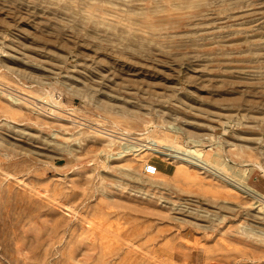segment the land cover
Masks as SVG:
<instances>
[{"label": "rangeland", "instance_id": "1", "mask_svg": "<svg viewBox=\"0 0 264 264\" xmlns=\"http://www.w3.org/2000/svg\"><path fill=\"white\" fill-rule=\"evenodd\" d=\"M0 91V264H264V0H0Z\"/></svg>", "mask_w": 264, "mask_h": 264}, {"label": "bare ground", "instance_id": "2", "mask_svg": "<svg viewBox=\"0 0 264 264\" xmlns=\"http://www.w3.org/2000/svg\"><path fill=\"white\" fill-rule=\"evenodd\" d=\"M99 126H101V125H99ZM98 132L102 133L105 137H107V139H109V141L118 140L117 139L118 135H116V133H120V134L126 133V132L118 131L116 129L115 130H107L105 128L98 129ZM148 136H149L148 140L145 139L146 143H144V144H140V143L134 144V143H131V142H124L123 145H120V150L116 153V155L124 156V155H126L125 154L126 152L131 153V152H134V151H139L140 149L141 150L147 149V150H151L153 152L162 154V155H164L166 157L175 158V159H178L180 161L189 163V164H191L193 166L195 165L196 167H199V168H202V169H205V170H209L211 168V166H212L211 164H214V165H216V166H218L220 168H223V167L227 166V164L224 162V159L222 160V158L218 154V152H214L213 153L214 159L211 160V162H209L208 160L203 159L200 156V148H198V147H195V148L194 147H192V148H184V149L180 150L177 147H175L174 144H172V143H169V142L168 143H162L161 140L152 138L150 134ZM141 139H142V137H141ZM135 141L137 142V140H135ZM109 156L112 157V153L109 154ZM227 168L231 169L232 167L227 166ZM210 173L217 175V173H219V172L214 170V169H211ZM154 175H160V171H157ZM175 175L177 177H181V178L185 179L186 181L202 183V180L200 178H198L197 176L191 174L187 170V168H185V167L184 168L183 167H178L175 170ZM227 185H228V183H227ZM230 185L234 189L239 190L240 192H243V193H248L249 192L250 194L255 193V195L257 194L250 187H247V185L243 181H239L235 185L234 184H230ZM258 195L261 197V194L258 193ZM253 197H254V195H253Z\"/></svg>", "mask_w": 264, "mask_h": 264}, {"label": "built area", "instance_id": "3", "mask_svg": "<svg viewBox=\"0 0 264 264\" xmlns=\"http://www.w3.org/2000/svg\"><path fill=\"white\" fill-rule=\"evenodd\" d=\"M157 171H158V168H157L156 164H153V163L148 162V161L144 163L142 172L145 175L151 176V175H154Z\"/></svg>", "mask_w": 264, "mask_h": 264}]
</instances>
